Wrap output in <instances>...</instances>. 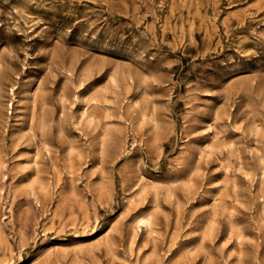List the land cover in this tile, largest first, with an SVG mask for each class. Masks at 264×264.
<instances>
[{
  "label": "rangeland",
  "instance_id": "rangeland-1",
  "mask_svg": "<svg viewBox=\"0 0 264 264\" xmlns=\"http://www.w3.org/2000/svg\"><path fill=\"white\" fill-rule=\"evenodd\" d=\"M0 264H264V0H0Z\"/></svg>",
  "mask_w": 264,
  "mask_h": 264
}]
</instances>
